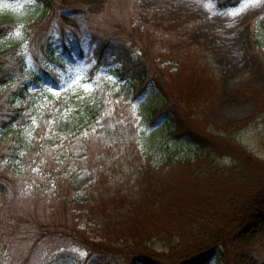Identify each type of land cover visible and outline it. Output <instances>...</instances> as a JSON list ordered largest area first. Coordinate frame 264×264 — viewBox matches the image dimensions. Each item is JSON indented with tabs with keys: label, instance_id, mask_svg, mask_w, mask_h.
<instances>
[{
	"label": "rangeland",
	"instance_id": "obj_1",
	"mask_svg": "<svg viewBox=\"0 0 264 264\" xmlns=\"http://www.w3.org/2000/svg\"><path fill=\"white\" fill-rule=\"evenodd\" d=\"M41 2L0 0V24L4 19L11 21V38L22 50L27 70L40 80L15 76L5 89L15 92L18 106L29 107L34 128L26 127L24 132L32 138L47 117V145L56 154L66 155L70 165L88 162L92 150L107 154L100 158L112 171L132 161L134 172L140 162L153 161L160 165L157 178L164 191L170 190L167 200L156 208L147 200L130 202L132 215L129 207L117 218H108L99 224V235L88 231L83 242L73 236L84 221L81 204L70 202L73 192L53 202L44 194L15 186L11 209L24 221L30 217L48 220L70 234V240L59 236V243L44 245L60 258L57 264H171L161 259L168 254L163 246L173 237L176 241L170 245L179 253L195 243L185 237V226L203 204H211L207 211L215 229L226 227L236 246L211 264H226V258L233 264L238 249L257 255L255 250L264 246V228L249 214L252 201L264 192V116L260 111L264 72L252 54L250 36L254 21L264 29V0H53L54 13ZM136 32L151 46L161 33H170L171 39L163 41L170 43L174 36L173 50L199 48L217 60L219 76L202 66L192 49L181 67L185 74H171L190 97L182 100L188 109L183 114L185 122L213 142L221 141L210 158L195 144V137L173 134L174 119L161 110L163 97L158 90L151 86L138 92L137 81L120 72V63L95 71L94 52L102 36L126 40ZM52 49L55 60L48 54ZM58 58L65 64H58ZM161 61L162 66L170 65L172 53ZM89 104L94 109L86 118L90 122L83 125L80 110ZM86 164L91 169L77 173L80 188L90 187L102 170L99 161ZM84 207L106 209V205ZM237 218L242 220L235 222ZM16 229L22 231L20 226ZM17 244L10 248L11 255L17 256ZM11 264H18V259H11ZM29 264H35L33 258Z\"/></svg>",
	"mask_w": 264,
	"mask_h": 264
},
{
	"label": "trees",
	"instance_id": "obj_2",
	"mask_svg": "<svg viewBox=\"0 0 264 264\" xmlns=\"http://www.w3.org/2000/svg\"><path fill=\"white\" fill-rule=\"evenodd\" d=\"M41 1L46 4L48 12L56 11L57 5L55 2L53 3V0ZM12 29L10 20L4 19V22L0 24V264H11V259L13 262L18 259V264H29L30 258H33L35 264H57L60 258L53 257V251L47 252L48 249L44 245L59 243L61 241L57 238L59 236L70 240L68 239L70 234L62 233L63 227H61L63 230H60L59 227L50 224L48 220L30 217L24 221L19 213L11 209L14 205V202H11V192L14 197L15 186H21L22 190L44 194L53 202H60L73 192L74 196L70 202L81 204L82 211H80L84 218V221L78 224L79 230L73 236L80 241L82 239L83 242L85 240L83 235L88 231L99 235V224H105L108 218H117L115 215H121L128 211L129 207L128 212L132 215L131 203L134 205L138 201L147 200L151 202L153 208L161 206L167 200L169 189L164 191V184L157 178L160 165L153 161L151 164H147L143 157L140 160H144V162L137 164L134 172H132V161L127 163V167L119 168L116 165L113 171L110 170L105 158H100L101 155L106 156L107 154L94 150L90 152L92 158H87L88 162L79 160L70 165L66 155L56 154L54 149L47 145L44 136L47 117L35 129L32 138L28 137L24 128L32 126V114L29 107L18 106L15 92L5 89L15 76L27 75L35 80H40L39 75L33 73L32 70H27L23 52L17 48V42L11 38L10 31ZM138 34L136 32L133 38L131 35L126 40L118 36H102L103 39L94 53L95 68H108L120 63V71L126 77L137 81L138 92L144 93L151 86L158 90L163 97L161 110L169 112L174 119L173 134L179 137H195V141L193 140L195 144L201 146L206 158H210L212 151L217 152L216 143L221 141L213 142V138L200 134L185 122L183 114L184 112L186 114L188 109L182 100L190 99V97L187 95L186 88L178 87L171 74L173 72L185 74L181 67L186 64L188 55L193 50L197 51L199 63L209 68L211 74L219 76L220 68L217 60L211 53L203 52L199 48L196 50L193 48L173 50L171 41L174 36L170 43L166 44L163 41V38L171 39L170 35L172 36V34L170 33H161L158 42L153 46L145 41L146 39H140ZM65 37H68L67 34ZM250 37L252 54L264 72V29L258 21L252 23ZM170 53H172L175 62L162 66L161 60L165 56H169ZM48 54L51 59L55 60L54 50H50ZM40 61L43 62V60ZM166 61L165 59L164 63ZM57 63L65 64L63 60L59 59H57ZM260 103L262 104L261 115L264 116L263 93ZM93 109L94 107L90 104L81 108L83 125L90 122L86 118ZM32 127L34 128V126ZM34 161L36 166L33 165ZM98 161L102 165L98 178L90 187L80 188L76 182L78 171L84 168L91 169V166L86 163ZM85 204H90V206L95 204L97 207L106 205V209L95 211L92 210L94 209L92 207L85 208ZM211 207V204L208 206L203 204L201 212L193 215L185 226V237L190 244H193L192 241L195 243L183 252L174 253V246L170 244L176 240L170 237V242L163 246L164 252L167 251L168 254H162V261L171 264L173 262L177 264H209L215 255L223 256L226 249L230 250L236 247L235 239H232V233L228 232L226 227L215 229L210 212L207 211V208L209 210ZM244 207L245 205H242L241 212ZM252 207L251 212L248 209L247 213L250 212L249 215L254 218V221L257 220L258 225L264 228V192L260 194L257 201H252ZM134 216L137 217V214ZM239 220L242 218H237L235 222ZM251 222L252 220H249V223ZM17 226H20L22 231L18 232ZM83 227L84 229L81 230L80 228ZM162 235L160 237L163 240ZM16 243H18L17 256L11 255L10 250ZM259 249L255 250L257 255L252 251L238 249L233 264H264V246ZM251 254L255 256L254 259H250ZM223 260L225 259L222 257ZM223 262L225 263V261ZM158 264L163 263L159 262ZM226 264H229L227 258Z\"/></svg>",
	"mask_w": 264,
	"mask_h": 264
}]
</instances>
